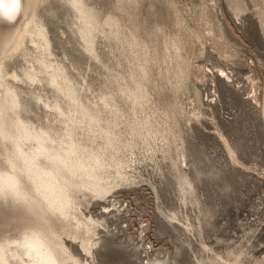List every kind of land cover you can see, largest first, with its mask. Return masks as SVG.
Masks as SVG:
<instances>
[{
	"label": "rangeland",
	"instance_id": "obj_1",
	"mask_svg": "<svg viewBox=\"0 0 264 264\" xmlns=\"http://www.w3.org/2000/svg\"><path fill=\"white\" fill-rule=\"evenodd\" d=\"M79 3L43 0L48 48L27 37L3 78L6 133L75 131L111 162L109 192L77 193L94 243L62 234L61 264H264V0ZM5 199L0 241L29 224Z\"/></svg>",
	"mask_w": 264,
	"mask_h": 264
},
{
	"label": "bare ground",
	"instance_id": "obj_2",
	"mask_svg": "<svg viewBox=\"0 0 264 264\" xmlns=\"http://www.w3.org/2000/svg\"><path fill=\"white\" fill-rule=\"evenodd\" d=\"M42 1L0 0V95L7 94L6 100L0 99V197L10 199L29 221L17 237L0 241V264H61L69 258L62 234L80 237L89 250L88 243H94L97 234V222L83 216L80 207L84 202L80 203L83 199L78 200L77 193L86 190V195H93L110 190L105 170L111 162L100 150L103 147L82 144L75 131L39 130L15 121L18 131L6 133L1 124L9 111L20 106L18 92L3 82L5 60L24 46L27 37L38 47L48 48L36 19L37 6ZM72 3L81 11L79 0ZM85 29L90 34L87 26ZM55 72L50 83L71 96L72 92L64 90L58 80L62 70L56 68ZM13 78L18 79L16 74ZM28 78L37 81L36 74ZM47 105L64 115L59 103ZM97 132L104 133L107 141L114 135L113 131ZM74 264H78L76 260Z\"/></svg>",
	"mask_w": 264,
	"mask_h": 264
},
{
	"label": "snow or ice",
	"instance_id": "obj_3",
	"mask_svg": "<svg viewBox=\"0 0 264 264\" xmlns=\"http://www.w3.org/2000/svg\"><path fill=\"white\" fill-rule=\"evenodd\" d=\"M16 2L18 3L19 2V0H16ZM11 17H9V19H10Z\"/></svg>",
	"mask_w": 264,
	"mask_h": 264
}]
</instances>
